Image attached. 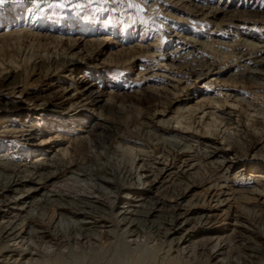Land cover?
I'll return each mask as SVG.
<instances>
[{
    "label": "rangeland",
    "instance_id": "obj_1",
    "mask_svg": "<svg viewBox=\"0 0 264 264\" xmlns=\"http://www.w3.org/2000/svg\"><path fill=\"white\" fill-rule=\"evenodd\" d=\"M5 18L0 81L18 82L3 92L18 109L0 111V164L14 167L0 166V180L28 175L32 163L61 162L38 168L56 174L48 187L32 193L37 185L25 183L4 194L18 204H0V227L10 221L22 233L65 237L60 245L33 240L29 264H264V0H3ZM84 87L102 107L88 104ZM97 161L120 178L133 172L136 185L107 200L141 206L130 217L137 236L123 234L117 210L105 206L107 229L86 233L81 217L49 203L32 208L56 189L84 194L87 180L67 181L68 168L96 169ZM156 201L190 212L172 226L176 237L189 235L178 247L152 227L175 215L157 208L143 217ZM248 250L259 252L248 259Z\"/></svg>",
    "mask_w": 264,
    "mask_h": 264
},
{
    "label": "bare ground",
    "instance_id": "obj_2",
    "mask_svg": "<svg viewBox=\"0 0 264 264\" xmlns=\"http://www.w3.org/2000/svg\"><path fill=\"white\" fill-rule=\"evenodd\" d=\"M21 4L22 3H20L19 6H15L16 7L15 10L13 8L11 9V10H13V11H11V13H13V16H14L13 19L19 17L22 14V13H19L17 11V7H19V9H20ZM202 10H203V8L201 10H199V11L202 12ZM16 11H17V13H16ZM24 15H25V13H24ZM45 18H48V17H45ZM9 20L10 19L5 18V19H2L0 21V23L2 24V22H4V21L8 22ZM84 27H88V26H84ZM42 64L43 63H41V65ZM53 64H55V62ZM57 65H59V64L57 63ZM60 65L62 67H66L67 65H75V64H71V61H63V62H61ZM17 83L18 82H16L15 78L12 77V76L11 77H6V78H4L3 80L0 81V111H2V110L3 111H14V110L18 109V106L16 104H14L13 102L4 101L3 100L4 99L3 92L4 91H12L17 86ZM89 89L90 88H88V87H84L81 90V92H79V93L86 94L84 96H87V99H89L88 104L97 105L98 107H100L101 104L103 103V101L100 98L101 96H99V94H95L92 90H89ZM106 104L107 103H105L104 105H106ZM101 113L102 112L100 111L99 114L102 115ZM94 125H97V123L94 124ZM91 130H92V128H89L88 132L91 131ZM179 145H181V143L177 142L176 147L179 146ZM206 152H205L206 158L212 157V156H214V154H216V152L214 150L208 151L207 153ZM4 158H5V156H4ZM101 158H103V157H101ZM1 160L3 161V159H0V161ZM49 162H51L50 165L47 164V162L46 163H35V164L32 163L31 164V168L29 169V170H31V172L30 171H29V173L27 172L28 175L24 176L23 175L24 173L22 174V172H21V174L24 177H17V174H16V177H14V176L12 177V176L8 175V177L4 180L3 183L0 180V204L1 203H6V201H9V205L15 206L16 204H18L20 202L19 198H15L14 201H13V199L12 200L11 199L10 200H6V198H5V200H3L4 199V194L6 192H13V193L14 192L15 193L18 192L17 188L23 186L25 183H31V184L37 185V187L32 189L33 190L32 193L33 192H37L38 188L40 190H42V189L48 187L49 186L48 183H50L54 179H56V176H55L56 174L50 172L46 176V175L40 174L38 172V168L39 167L52 168V167H57L59 164H61V162L59 160H56L55 158L50 159ZM90 162H92V161H89V163ZM197 162H198V160H197ZM219 163H220L219 166H222V164L225 163V162H221L220 161ZM95 165L97 166L96 169H92L91 167L87 168L85 166H78V167H75V168H68L69 171H71V172L69 173L70 176L66 178L67 181H73V182L76 183V182L80 181L79 180L80 177H85V181L86 180L88 181V182L86 181L87 188L86 189L82 188L83 190H80V191H82V193L84 192V194H80V195L78 194L79 196L77 194H75L74 196H71L72 194H69L70 192L66 193V192H64V191L62 192L60 190L57 191V189H56V191L55 190H53L51 192L47 191L48 194L42 193V196H44V197L41 196L42 199L41 200L39 199L40 201H38L35 204L32 202L34 205H32V203H30L32 205V208L33 207H35V208L36 207H42L43 206L42 204L46 205V203H49L50 205L51 204L55 205L58 209H60L59 211L62 214L65 211L66 213H69V215L72 216V217L73 216L74 217L75 216L76 217H81L82 219L78 223H76V225H78V227L80 226L79 229H82L85 233L89 229L96 228V227L99 228V229H107V227L109 225H107V223L104 222L105 220L104 221L100 220V219L103 218V216H102L103 214H101V213L105 214V211H106L105 208H107L109 214L110 215H112V214L114 215L113 210H117V212H116L117 214L115 213L116 214V216H115L116 220L115 221L117 222L116 225L118 224L119 226H126L125 227V231L123 230L124 231L123 234L126 233L127 235H132V234L136 235L137 234V230H139V227L137 226L138 224L134 220L130 219V217L141 215L142 213H137L135 211L136 209L134 208V207H141V206H131L128 203H125V202H120V203L116 204L115 201L112 204L111 203L108 204V200H107V199H109V201L112 200L111 199L112 198L111 197L112 194H113V198L116 197V195L120 194L121 192L126 194L128 192V190L132 189V187L134 185H136V184H132L131 183V180H132V175L131 174L133 172L132 173H125L124 172L123 176H122L123 178H120V175H117L115 171H112V170L108 169L102 163L100 165H98V161H97ZM0 166H3V170H11V168H14L13 166H8L5 163L4 164H0ZM16 168L18 170L20 168L28 169L27 166H25V164L16 165ZM20 171H22V170H20ZM18 173L20 174V172H18ZM25 174H26V171H25ZM159 175H160V173H158V176ZM135 176H137V175H135ZM1 177L2 176H0V178ZM156 178H157V176H156ZM125 181H127V182H125ZM123 182H125V183H123ZM29 191H31V189ZM19 193H21V192H19ZM26 193L28 194V192H26ZM181 193H180V195H177V198H176L177 201L182 199L183 194H181ZM85 194H89V195H85ZM90 195L92 196L91 198L89 197ZM101 197H103L106 202H104V200H102ZM224 201H226V200H224ZM175 203L176 204L173 205L172 207H167L165 209L163 201H156L155 205H157V206L155 208L152 207L153 209L149 208L150 211H148L146 213H143L144 214L143 217L146 218L150 214L154 213V211L157 208H158V211L162 212L163 215H165V214H167V215H175V216H171L170 220L166 219V221L161 223V227L163 226L162 228L154 227L153 224H152V227L156 229L155 232H157V235L159 237L161 236L163 239H167L168 238L170 240V243H172V245L175 244L178 247L180 242L184 243L187 240V238L189 237V235L176 237L178 232L173 230L172 226H174L176 224L178 219H182V218L188 216V214L190 212L186 211V210H183L180 207L178 202H175ZM96 204H98V205H96ZM123 204H125V205H123ZM120 205H123V207L120 206ZM155 205H153V206H155ZM104 206H105V208H104ZM43 207H45V206H43ZM149 207H151V205ZM162 207L165 210H162ZM163 215L161 217H163ZM17 217H18V212L14 213L13 211H10V213L8 215V218L11 221L13 219H15V218L17 219ZM59 218L61 220L63 217H59ZM164 218L165 217H163V220H164ZM168 218H169V216H168ZM87 220H90V221H87ZM188 221H189V219H187L184 222L187 224ZM6 223H8V224H6V226L3 225V226L0 227V243L4 246V247H1V248H4L5 251H7V249H9V250L11 249V251H10V253L2 251L3 253L0 254V261L1 262L18 264V263L22 262V260L25 259L26 263L29 264L30 262H33L34 254L37 253V252H35L36 251L35 248L39 246L38 244H35L34 242H32L33 240L37 241V242L39 241V242H42V243H46V242H43L44 241L43 239L47 238L49 241H55L54 243H57V245H58V242H59V245H60V242H61V240L64 237V236L63 237L60 236L62 239L61 238H57V236L55 234L53 235V234H51V233H49L47 231H37V230H34V229L30 230L32 228H30V229L28 228L29 231L27 230L24 233H22L21 231L19 232V228L16 225H12L11 224L12 222L9 221V222H6ZM116 225H114V226H116ZM111 227H113V226H111ZM110 230L108 232H110ZM105 232H107V231H105ZM23 235L27 236L28 241L30 242L31 246L28 244V241L26 243H24V244H21L22 241H24L26 239V238H24ZM84 236L86 237V234ZM125 238H126V236H125ZM234 238L235 237L233 236V239ZM20 239H21V242L17 243L18 240H20ZM64 239H65V237H64ZM16 243H17V245H16ZM24 247H25V249H24ZM217 247L218 246H217V243H216L215 245L212 246V249H215ZM37 250H39V249H37ZM0 252H1V250H0ZM258 252H256V250H248V253H246L248 255L246 257L248 259H251V258L254 257L253 254L254 253L258 254ZM12 253H16L15 256H13ZM235 253H237V252H235ZM41 255H43V254H41ZM243 255H244V253H243ZM18 258H21V260L18 259ZM26 258H28V259H26ZM228 262H230V261H228ZM242 264H248V262H246V260H245L244 262H242Z\"/></svg>",
    "mask_w": 264,
    "mask_h": 264
},
{
    "label": "snow or ice",
    "instance_id": "obj_3",
    "mask_svg": "<svg viewBox=\"0 0 264 264\" xmlns=\"http://www.w3.org/2000/svg\"><path fill=\"white\" fill-rule=\"evenodd\" d=\"M3 2V0H0V3H2Z\"/></svg>",
    "mask_w": 264,
    "mask_h": 264
}]
</instances>
